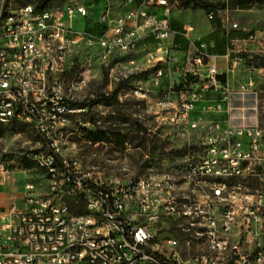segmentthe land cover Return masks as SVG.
<instances>
[{
  "label": "built area",
  "instance_id": "1",
  "mask_svg": "<svg viewBox=\"0 0 264 264\" xmlns=\"http://www.w3.org/2000/svg\"><path fill=\"white\" fill-rule=\"evenodd\" d=\"M178 2L119 0L115 13L104 0L93 20L87 0L15 7L0 0V123L36 131L40 140L26 157L48 179L46 193L26 181L22 202L13 198L0 212V264H264V129L234 124L231 117L222 127L200 126L193 111L203 92L221 91L218 110L228 99L227 82L218 79L215 63L204 64L200 49L192 72L203 78L181 86L176 100L160 101L174 111L178 135L198 133L194 156L140 176L126 166H85L77 156L80 140L114 143L86 139L101 130V122L74 118L88 110L79 105L88 77L81 72L65 86L70 54L81 45L98 48L107 60L141 46L154 47L151 55L167 50L176 34L171 13ZM207 16L219 19L232 44L257 39L250 32L230 37L233 30H246L233 21L229 6ZM87 21L100 31H89ZM149 38L157 45L146 44ZM258 47L264 52V39ZM233 52L227 57L235 68L244 58ZM163 72L159 68L156 75ZM256 87L250 79L239 91L254 93ZM17 167L0 152V175Z\"/></svg>",
  "mask_w": 264,
  "mask_h": 264
},
{
  "label": "rangeland",
  "instance_id": "2",
  "mask_svg": "<svg viewBox=\"0 0 264 264\" xmlns=\"http://www.w3.org/2000/svg\"><path fill=\"white\" fill-rule=\"evenodd\" d=\"M63 2L64 0H49L46 5ZM87 2L93 6L92 16L96 20L103 9L104 0ZM4 3L15 7L26 3L41 5L43 2L4 0ZM112 7L113 12L118 13V8ZM171 18L173 29L181 33L183 38L191 40L187 50H184L183 43L175 46L173 40L172 47L153 55L150 53L154 51V47L141 46L134 53L107 60L101 56L98 48L86 45L78 46L70 54L65 86L68 87L81 72H85L88 77V86L83 92L84 99L79 102L80 106L86 104L88 110L74 118L100 121L101 130L106 131L107 141L114 143L95 146L80 140L77 156L85 166L99 165L101 169L107 170H119L126 166L135 176H140L184 163L188 157L197 153L198 133L191 132L188 138L178 135L177 126L172 123L174 111H168L160 105L164 98L176 100L175 93L180 87L190 86L187 82L189 77L203 78L192 72L197 69L193 64L197 48L204 53V64L209 60L208 54L225 53L224 59L231 75L226 84L228 99L223 102L222 110L215 107L216 102L223 98L221 91L203 92L193 111V117L199 121L200 126L222 127L231 117L234 124H258L264 129V52L258 47L259 41L264 39V1L252 0L246 8L233 11L234 21L241 28L255 34V41L232 44L224 32L213 27L207 12L187 9L181 0L173 7ZM96 28L100 29H92L95 31ZM211 40L214 41L212 49ZM233 50L240 51L244 58V63L235 68L227 57V53H232ZM213 63L221 72L218 64ZM168 64L170 68H166ZM159 68L164 70L160 77L156 75ZM201 70L204 72V67ZM250 79L255 82L256 91L241 93L240 85ZM118 87L121 88L118 102L106 101L104 97L111 96ZM199 92L202 93L201 90ZM116 132L126 135L127 146L120 141ZM85 138L101 142L94 140L90 132L86 133ZM38 140L40 138L36 131L28 126L0 123V152L9 154L19 164L13 173L0 175V183L4 186L0 187V212L10 207L12 188L21 195L26 181L33 182L41 193L48 191L46 172L26 157ZM2 199L5 202L1 203Z\"/></svg>",
  "mask_w": 264,
  "mask_h": 264
},
{
  "label": "trees",
  "instance_id": "3",
  "mask_svg": "<svg viewBox=\"0 0 264 264\" xmlns=\"http://www.w3.org/2000/svg\"><path fill=\"white\" fill-rule=\"evenodd\" d=\"M40 1H42L43 3L38 6L46 5V3H48L49 0H40ZM181 1L187 9L204 10L205 12L209 13L217 9L225 8L226 6H229L230 8H233V9L235 8L244 9L246 8L247 4L251 2L252 0H228L227 4L221 0H181ZM259 1L263 2L264 0H259ZM87 29L89 31H94L89 26L87 27ZM97 31H100V29H97ZM247 34H248L247 31L239 30V31L232 32L230 34V37L231 38H235V37L244 38L245 36H247ZM174 43H175V46H178V44L183 43L184 50H187L190 45V40L183 38V35L181 33L176 32L174 36ZM218 78L222 83L226 84L227 80H226L225 74H219ZM197 80H198V77L197 78L189 77L187 82L191 83ZM120 90H121L120 87L116 88L111 96H106L104 97V99L108 102H118V96H119ZM81 106L86 107L87 105L81 104ZM12 126H18V125L13 124ZM105 132H106L105 130H99L96 132H90V134H92L93 139L96 141H107ZM116 133H118V136H120V141L125 143L127 140L126 135L121 132H116Z\"/></svg>",
  "mask_w": 264,
  "mask_h": 264
},
{
  "label": "crops",
  "instance_id": "4",
  "mask_svg": "<svg viewBox=\"0 0 264 264\" xmlns=\"http://www.w3.org/2000/svg\"><path fill=\"white\" fill-rule=\"evenodd\" d=\"M109 1H110V3H111L112 6H117L119 0H109ZM221 1H223V0H221ZM231 9H232V18H233V11H238L240 8H235V9L231 8ZM211 21H212V23H213V27H214L215 29H217V30H220V31L224 32L225 37L227 38L226 31H225V29L222 27V25H221L219 19L216 18V19H213V20H211ZM233 21H234V18H233ZM172 25H173V24H172ZM213 31H214V29H213ZM235 31H239V30H233L232 32H235ZM232 32H231V33H232ZM247 32H248V31H247ZM245 37H246V36H245ZM245 37H244V38H245ZM213 38H214V37H213ZM190 41H191V40H190ZM153 42H154V40H153L152 38H149V39L146 41V44L149 45V44H152ZM242 42H245V41L243 40ZM210 47H211V49L214 47V41H213V40H211V42H210ZM227 54H228V53H227ZM233 55H235L234 52L230 53V56H233ZM208 57H209V60H207V63H213V62H216V63L218 64V66L220 67V70H221L220 74H225V76H226V80H227V81L230 80L231 75L229 74V72H228V70H227V68H228V64L226 63V61H225V59H224V58H225V53H223V54L211 53V54H208ZM11 173H13V172H11ZM0 187H3V188H4L3 184L0 183ZM11 191H13V193L11 194V195H13L12 198H16V199H17V202L20 204V203L22 202V194H21V195H20V194H17V191H15L14 188H12ZM0 194H1V192H0ZM2 202H5V200L2 199L1 203H2Z\"/></svg>",
  "mask_w": 264,
  "mask_h": 264
}]
</instances>
